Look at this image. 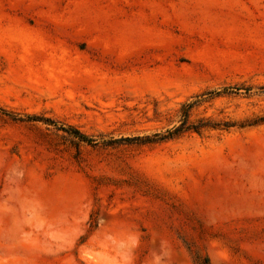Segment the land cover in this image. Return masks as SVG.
<instances>
[{"label":"rangeland","instance_id":"1","mask_svg":"<svg viewBox=\"0 0 264 264\" xmlns=\"http://www.w3.org/2000/svg\"><path fill=\"white\" fill-rule=\"evenodd\" d=\"M0 264H264V0H0Z\"/></svg>","mask_w":264,"mask_h":264},{"label":"trees","instance_id":"2","mask_svg":"<svg viewBox=\"0 0 264 264\" xmlns=\"http://www.w3.org/2000/svg\"><path fill=\"white\" fill-rule=\"evenodd\" d=\"M188 129V128H187ZM185 131V127H179V128H175L173 130H168L167 133L163 136L161 135H156V137H160L159 140H165V139H171V138H175L178 137L179 135H181L183 132ZM82 139H86L85 136L81 135L80 136Z\"/></svg>","mask_w":264,"mask_h":264}]
</instances>
